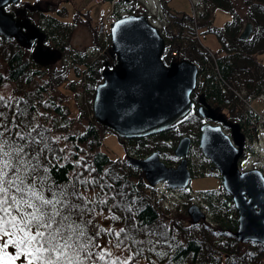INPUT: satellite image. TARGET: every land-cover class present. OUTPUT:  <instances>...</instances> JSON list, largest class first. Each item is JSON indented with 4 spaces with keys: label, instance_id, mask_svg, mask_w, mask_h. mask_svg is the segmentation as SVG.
Segmentation results:
<instances>
[{
    "label": "trees",
    "instance_id": "16d2710c",
    "mask_svg": "<svg viewBox=\"0 0 264 264\" xmlns=\"http://www.w3.org/2000/svg\"><path fill=\"white\" fill-rule=\"evenodd\" d=\"M166 1L161 0V4L159 3L158 10L159 8L160 10L157 15L161 20L160 31L165 42L161 52L162 59L165 62L169 61L172 52H175L174 56H181L196 62L199 73L196 88L199 93L204 94L206 101L213 107H218L223 111L226 109L234 118L238 115L237 107H244L243 102L247 98L254 99L264 92V0H241L245 8L242 15L236 11L234 0H197L192 4L194 13L188 14L169 8ZM118 3L113 6L115 16L123 10L122 7H118ZM134 4H137L134 8H132L133 4L128 6L130 12L134 10L146 12L143 5ZM216 8H222L231 17L219 27L213 25V12ZM74 17L76 18V15L72 18ZM53 20L57 19L50 15L48 21L55 23ZM247 20L251 24L252 31L249 36L243 39L238 38L243 22ZM86 21L89 23L90 18ZM202 31H212L215 34L219 44L218 49L207 50L199 40ZM0 38V56L4 60L6 71L4 76L0 72V81L2 78L9 79L14 82L13 91L21 93L7 100L0 98V133H3L0 140L8 141L5 151L11 152L13 148L23 147L24 151L21 154L23 165L17 175L25 176L26 185L31 184L46 199H52L54 202L59 200L61 203L56 204L58 210H62L66 204L80 206V209L73 211L70 220L64 222V235L71 234L75 239L76 233L83 230L85 235L79 238L80 242L84 243L91 238V243L88 244L87 251L67 250V255L73 258V264H92L91 260H95L94 256L98 251V247L94 245H101L109 238H114L117 244L130 246L134 250L135 257L144 256V259L152 261V264H183L187 259L190 261L185 264H200L198 255L203 253L201 246L193 241L191 235H188L190 232L177 233L176 226H174L175 235L169 232L167 233L169 237L164 236L167 229L165 230L166 226L160 223L161 216L158 209L140 191L142 185L146 184L142 173L131 164L118 163L116 159L112 160L100 151L97 148L99 144L97 131L92 123L87 124L82 133L68 136L69 139L88 147V159H85L87 167L78 172L77 165L72 164L70 160L59 161L62 154L55 141L51 139L48 126L45 127L46 123L43 121L35 120V115L39 107L36 101L43 105V101H48L52 106L48 109L61 113L60 106L55 104L51 97L53 93L50 92L53 90L51 86L58 87L65 75L60 78L58 72L57 77L54 78L50 74L47 77L48 80L40 84L36 83L34 75L38 73V69H33V67L37 63L29 48L13 38H4L2 35ZM110 55L114 58V55L111 53ZM95 61L88 66L86 71L88 85L92 89L101 78L100 69ZM46 86L51 88L47 89ZM238 91L244 92V95L238 96ZM47 93L50 96L45 97ZM233 109L236 111L233 112ZM245 113L241 116L239 114V122L243 128L244 124L247 125V121L254 122L257 118V114H252L248 109ZM183 131H187L186 128ZM18 133L24 139H20ZM195 134L194 132L192 136L194 137ZM173 135L174 132L171 129H164L150 137L129 138L127 141L142 143L147 138L162 143V140L175 138V136L172 137ZM140 151L144 154L148 150ZM140 151H137L139 156L142 155ZM3 159H8V157ZM11 162L17 163L14 152H12ZM0 166H2V160H0ZM95 188H98L99 195L84 194L85 191ZM10 191L19 197L20 194L15 193L14 189ZM25 198L32 199L33 203L40 206L39 201L29 197L27 193H25ZM48 209L51 210V206H48ZM105 210L109 227H105L101 219L99 220L96 216V212L100 213ZM24 211L33 210L25 208ZM13 214H16L14 209ZM63 215H67V212H63ZM89 221L91 223H88ZM219 223L226 227L228 224L229 232L235 227V222L231 219L226 218L225 221L222 219ZM56 227L57 225L53 224V230ZM121 229L124 231L121 232ZM177 229L181 231L179 227ZM41 230L46 233L49 231ZM176 233L186 238L184 243L182 238L176 236ZM236 243L237 239L231 233V248L227 254L226 264H262V259L260 261V258L253 257L255 253H249L250 256L245 254ZM255 247L260 250L263 246L255 244ZM9 249L13 247L10 246L7 250ZM89 253L92 256L90 260L86 258ZM96 260L102 264V261ZM59 264H66V261L62 260ZM202 264H220V262L210 257L208 260H203Z\"/></svg>",
    "mask_w": 264,
    "mask_h": 264
},
{
    "label": "rangeland",
    "instance_id": "374dc122",
    "mask_svg": "<svg viewBox=\"0 0 264 264\" xmlns=\"http://www.w3.org/2000/svg\"><path fill=\"white\" fill-rule=\"evenodd\" d=\"M117 1H119L118 7H122V11L129 12V8L126 7V3H128L126 0ZM141 2L136 0L131 2V4L134 5L132 8L137 5L134 3L141 4ZM60 3H62L64 8L60 6ZM143 3L153 4L151 0H144ZM158 3L161 4V0H156V4ZM194 3V0L166 1L169 8L182 11L186 14L191 12L194 13V10L191 8V5ZM4 6L6 10L11 12H15L16 9L22 8V16H27L34 25L41 28L43 32L41 44L50 47L52 50L48 49L49 51H53V57L47 64L38 65L35 63L36 65H34L33 69H38V73L34 75L35 82L38 84L43 83L45 80H48L47 77L50 74L55 78L58 72L60 78L65 75L64 80L58 84V87L54 85L51 86L53 90L51 92L49 90V92L54 95L51 97H53L55 104L60 106L59 111H61V113L50 110L52 106H50V102L48 101H43L44 105L36 101L39 107L35 115V120L38 122L43 121L46 123L44 124L45 127L48 126L50 137L53 142L55 141L58 150L62 154V158L59 160L60 162L70 160L72 164L77 165L78 172L83 171V169L87 167L85 159L89 154L88 147L76 140L69 139L68 136H75L82 133L85 126L92 123L97 131L99 143L97 148L112 160L116 159L118 163H125L127 154L138 155L137 151H144V149L149 152L155 146H162V150H164L161 159H164V161L169 164L175 163L170 148L176 139L172 138V140L167 141L165 144L147 138H145L142 143L132 140L127 141V139L123 137H116L112 131L101 126L100 123L92 117L91 103L93 89L88 85L86 71L88 66L95 60H97L95 63L97 62L98 65L96 66L99 67L100 72L104 66L111 65L113 61L109 51L110 45L104 44L102 35L98 34L96 29V25L102 21L105 12L110 7L109 1L17 0L12 4L6 3ZM234 6H236V11L239 14L242 15L244 13L245 8L242 6L241 0H234ZM50 15H53L55 19H57L53 20L55 23L48 21ZM74 15H76V18H72ZM88 18H90V23L86 21ZM213 18V25L219 27L231 17H229L227 11L222 8H216L213 12ZM204 31L199 35L201 43L209 50L218 49L219 44L215 34L212 31ZM27 48L32 52L34 49L33 44L29 45ZM3 61L4 60H2L0 56V72L4 76L6 71ZM55 72L57 73L55 74ZM13 83L14 82L9 79H1L0 98L7 100L9 97L21 94L13 91ZM49 86H46V88H51ZM196 93H199V91H196ZM243 95L244 92L238 91V96L241 97ZM48 96H50L48 93L45 94V97ZM243 103L245 108L237 107L238 115L234 116V118L226 109L223 113L228 119L231 118L235 121L237 119L239 120V114L240 116L246 114L247 108L250 109L249 103H252V107L256 109L258 117L254 122L247 121V125L244 124V133L248 135L246 145L250 144L252 146V148H248L247 163L252 164L259 162L264 165V105L261 101L251 100L250 98H247ZM235 111L236 109H233V112ZM197 119L196 116L192 115L191 110H189L177 123L173 124L171 129L173 132H176L175 130L182 132L183 129L186 128V130L190 132V137L193 140L189 147L190 150L188 154L190 170L192 172V179H190L191 183L185 187H173L167 186L165 182H159L153 186L144 182L146 184L142 185L140 191L145 194V196L149 198L150 203L158 209L159 215L161 216L160 223L167 227H165V230H167L164 236H167L169 232L175 235L174 226H176L177 233L190 232L188 235H191L193 241L201 246L203 252L198 255V261L200 260L201 262L200 264H202L203 260H208L210 257L214 260L217 259L220 264L223 262L226 264V258H228L227 254L230 252L229 248H231L230 234H234V229L229 232V225L227 224V228L224 225L222 226L219 222L222 219L225 221L226 218L227 220H234L236 211L230 199L225 196L226 193L219 183V180L216 179L215 176L209 175L216 173V169L209 167V160L202 155L200 149L197 147L196 135L194 137L191 136L194 132H197ZM199 119L201 120V118ZM141 152L142 151H140V153ZM99 193L98 188L89 189L84 192L87 196L99 195ZM162 199H165V205L161 204ZM189 202L200 203V208L205 213V217L201 218L202 220L197 222L191 221L190 215L186 213V207ZM106 215V210L100 213L96 212V216L99 220L101 219L102 224L105 227H109V220H106ZM177 227H179L181 231H179ZM177 233L176 236L182 238V242L184 243L186 238H183ZM236 244L249 256V253H255L253 257L260 258V261L262 259L261 263L264 264V245L258 250L254 242L237 241ZM117 245L114 238H109L106 242L101 243L94 256L95 260H91L93 261L92 264H101L96 260L99 259L101 253L104 254V259H99L102 261V264H114V262L115 264H121L127 257H132V259L128 260V264H152V261L144 259V256L135 257L134 250L130 246L119 244V247H117ZM105 260L106 262L104 263ZM153 261L156 262V260ZM188 261L190 260H185L183 264Z\"/></svg>",
    "mask_w": 264,
    "mask_h": 264
},
{
    "label": "water",
    "instance_id": "95a60500",
    "mask_svg": "<svg viewBox=\"0 0 264 264\" xmlns=\"http://www.w3.org/2000/svg\"><path fill=\"white\" fill-rule=\"evenodd\" d=\"M0 0V33L28 46L35 41L33 56L38 64L52 59L53 51L41 45V33L28 18L16 17L4 11ZM25 29V31L23 30ZM251 31L247 21L238 35L245 38ZM111 51L115 59L111 68L102 71L103 81L95 85L91 103L92 116L99 123L110 127L124 137H136L160 131L180 118L190 108V94L195 88L197 66L186 58L161 60L164 47L161 32L142 13L125 14L113 19L108 30ZM197 111L201 116L223 120L219 113L206 105L202 97ZM230 130L224 133L221 126L205 122L200 127L198 147L218 169L222 185L234 202L238 240L264 242V178L258 169L240 170L237 160L242 152L244 135L237 122H227ZM189 138L180 137L174 153L180 157L175 166H168L158 159L159 150L127 158L144 173L151 185L165 180L170 185L185 186L189 177L185 154ZM187 212L195 221L203 213L194 204Z\"/></svg>",
    "mask_w": 264,
    "mask_h": 264
},
{
    "label": "snow or ice",
    "instance_id": "6c2138e0",
    "mask_svg": "<svg viewBox=\"0 0 264 264\" xmlns=\"http://www.w3.org/2000/svg\"><path fill=\"white\" fill-rule=\"evenodd\" d=\"M17 135L20 139H24L19 133ZM0 136H3V133H0ZM6 145H8L7 140H0V160H2V166H0V264H16V261L21 258H23L22 264H59L62 260L66 261V264H73V258L67 255V250L87 251L88 244L91 243V238L84 243L80 242L79 238L85 235L83 230L76 233L75 239L71 234L64 235V222L70 220L73 211L80 209V206L66 204L62 210H58L56 204L61 203L59 200L54 202L52 199H46L31 184L26 185L25 176L17 175L23 165L21 154L24 149L23 147L13 148L9 152L5 151ZM12 152L16 155V164L11 162ZM4 157L8 159H3ZM12 189L20 194L19 197L10 191ZM25 193L39 201L40 206L33 203L32 199H26ZM48 206H51V210ZM25 208L33 211L25 212ZM13 209L16 214H13ZM63 212H67V215H63ZM57 217L61 219L57 220ZM53 224L57 225L54 230ZM69 227L71 228V225ZM41 229L49 231L46 233ZM10 246L16 249L15 254L7 251ZM94 246L99 247V245ZM46 253L48 255H45ZM86 258L90 260L91 253ZM99 259H104L103 253L100 254ZM130 259L132 257H127L121 264H128Z\"/></svg>",
    "mask_w": 264,
    "mask_h": 264
},
{
    "label": "flooded vegetation",
    "instance_id": "af4514ba",
    "mask_svg": "<svg viewBox=\"0 0 264 264\" xmlns=\"http://www.w3.org/2000/svg\"><path fill=\"white\" fill-rule=\"evenodd\" d=\"M8 11V10H7ZM17 11H19V10H15V12H11V11H9V12H11V14H12V16H14V17H16V15H17ZM22 13H23V10H22ZM22 13H20L19 14V16H20V18H22L23 19V17L24 16H22ZM191 139V138H190ZM191 142H192V139L190 140ZM186 160L188 161V168H189V170H190V163H189V159H188V156L186 157Z\"/></svg>",
    "mask_w": 264,
    "mask_h": 264
}]
</instances>
